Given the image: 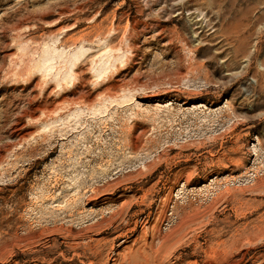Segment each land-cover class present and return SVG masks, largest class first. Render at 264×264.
Instances as JSON below:
<instances>
[{
	"label": "rangeland",
	"instance_id": "obj_1",
	"mask_svg": "<svg viewBox=\"0 0 264 264\" xmlns=\"http://www.w3.org/2000/svg\"><path fill=\"white\" fill-rule=\"evenodd\" d=\"M147 217L145 264L264 263V0H0V264H112Z\"/></svg>",
	"mask_w": 264,
	"mask_h": 264
},
{
	"label": "bare ground",
	"instance_id": "obj_2",
	"mask_svg": "<svg viewBox=\"0 0 264 264\" xmlns=\"http://www.w3.org/2000/svg\"><path fill=\"white\" fill-rule=\"evenodd\" d=\"M80 51V52H79ZM78 52L82 55L83 53H85L86 51L83 50V49H80ZM63 51H57L56 49H48L44 52L43 54V61H42V67L43 69L45 70H48V71H52L54 70L53 68V63L52 62H58L59 64L62 63L64 64L66 61H65V57L63 56ZM106 55L108 53H105ZM71 61H70V64L73 65V63L75 61H77L78 57L74 54L71 56ZM108 58V61L106 64H109L110 63V57H107ZM38 71H41V69H39ZM107 70H95V75L99 78L101 77V75H103ZM60 81H63V80H67V74H62L60 76ZM157 106H160L159 104ZM171 106V103H168L166 106H164V108H167ZM201 106V105H200ZM126 197H124V195H119L117 197V200H124ZM108 199H104L103 201H107ZM103 205V203L101 204ZM101 207V206H100ZM165 206L164 208H162L163 211H165ZM113 215H118V213H114ZM165 218V214L164 212H162L160 215H158L157 219L155 220V224H154V227L159 228L162 224V221L163 219ZM148 220V217L144 220H141L140 223H138L137 221H133L132 223H129V222H126L125 223V226H129L132 224V227L130 229H128L127 231H124L122 233H117L115 234V237L110 241L111 244H114L116 242V240L120 241L121 240V243L120 245L123 246L121 252L122 253H119L117 255H115V259H113L111 261L112 264H145L146 263V260H147V257H148V254L149 253H152L154 251V247L152 246V243L159 240L161 241V244H162V249L159 253V256H162L164 254V252L170 247V242L169 241H166L164 240L162 237H158L157 236L155 237V239L150 242V243H147V240L145 238V235H144V232L141 230L139 232V234L133 238L134 234L137 232V226L138 225H142L143 227L146 226L148 224L147 222ZM130 221H132V219H130ZM112 225V222L109 223V227ZM264 228V227H263ZM158 231V230H157ZM243 236H238L237 238H232L229 243H228V251L231 253V252H235V256H231L230 259L233 260L234 257H239L240 258V261H234V264H264L263 263V259L261 258H250L248 259L247 261H245V254L241 255L240 253V250L239 249H236L238 244L240 243V239L242 238ZM132 239L130 241V244H131V249H128V247H125V244H128L129 243V240ZM157 239V240H156ZM128 240V242H127ZM109 250H112V248H110ZM101 253L102 251H95V254H94V257H93V260L88 263V264H103L101 263V261H98L97 259L100 258L101 256ZM112 258V257H111ZM175 261H177V257H174ZM52 264V263H51ZM79 264H83V263H79Z\"/></svg>",
	"mask_w": 264,
	"mask_h": 264
}]
</instances>
